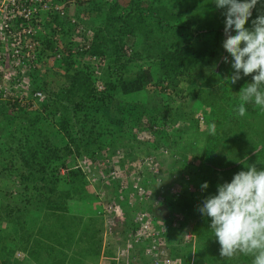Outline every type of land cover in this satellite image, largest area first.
I'll return each instance as SVG.
<instances>
[{"label":"rangeland","instance_id":"374dc122","mask_svg":"<svg viewBox=\"0 0 264 264\" xmlns=\"http://www.w3.org/2000/svg\"><path fill=\"white\" fill-rule=\"evenodd\" d=\"M105 1L108 0H101V2ZM129 2L130 0H119L118 13L124 15L128 10H131ZM211 2L215 3L214 0H199V2L192 4V7L196 6L190 12L188 20H184L179 18L177 6L180 4H178V0H171L168 6L172 8L176 15L171 17L167 15L173 21L164 26L165 30L172 32L176 27L184 25L185 21L186 23H189L187 21H195L192 26L195 27V30L199 27L198 31L201 33L205 29V23L207 25L216 24L221 29L225 25V16L219 14L223 12V9H217L215 4L212 7L213 3ZM97 5L99 4L96 0H90L88 3L80 5L79 9L71 5L69 12L72 15L75 14V11H78L83 18H95L98 11L94 9ZM104 9L106 11L110 10L109 7ZM262 9H264V0H259L253 9L252 21L260 14ZM145 13V16H147V12ZM252 21L246 23L247 28H252ZM185 26L192 27L190 24ZM220 29L215 28V30ZM215 30L213 32L209 30L208 32H212V34L208 33L202 36L204 39L202 41L203 45H214L213 47L217 52L216 56L208 55L206 57L202 68L205 71L211 68H216L215 70H217L219 67H223L225 64L224 57L229 56L223 48V41L226 38L224 28L220 30L223 34L222 39H216V42L213 40L216 37ZM92 34V31L87 33L89 37H92ZM126 46L129 49L131 44ZM147 49L146 53L141 54V50L138 56L133 55L132 58L145 68H149L154 76V81L147 86V91L149 92L146 94H152L150 89H158L160 91L164 89L165 94L169 96L168 100H166L168 106H164L163 103L160 104L159 97L155 100L158 101L157 104L152 100L151 103L155 105L152 106L151 111L149 109V113L142 115L137 125L125 129L135 136L137 141L134 144L126 142L117 147L109 146L98 150L93 155L91 152H84L81 156L74 154L75 158L72 160L70 170L59 166L60 172L56 173L59 174L58 177H53L50 174L44 175L41 172L39 174L37 170V173L35 172L34 175L29 174V178L23 182V179H20L19 176L11 174L9 169L5 172L0 171V220L11 222V224L5 225L6 228L0 235V264H14L13 253L18 252L17 249L23 251V248L26 249V259H29L31 264H115L114 253L118 246H123V241L117 237L116 233L120 231L124 222L127 225L126 229H128V226H132L135 208L127 203L131 189H124L122 195L120 193L122 190L120 188L117 189L116 182L111 185L104 182L102 172L112 170L113 166L125 174L137 168H134V164H139L141 166L137 168L138 171L141 173L143 170L145 174H149L148 169L153 161H159L162 170L159 176L151 175L152 173L147 175L152 179V182L149 183L150 186L147 190L150 192L146 206L147 204L153 203L155 205V203H158L154 213L157 214L158 211H161V214L168 216V212L176 210V213L184 214L188 219L180 230L171 233L172 240L170 242L172 248L175 247L176 249L174 253L171 251L172 248L169 251L172 254V264H252L253 257L243 254H238L231 259L221 257V246L210 229V218L203 216L201 213L196 218L194 216L188 217L185 214L186 207L180 202L186 203L187 200H192L196 192L204 190L201 186L206 182L205 172L207 169L221 173L222 178H225L222 183L230 182L239 171L248 170L250 162L258 163L256 158L260 160V169H264V153L250 161L249 159L245 160V157H243L250 150H252L251 155L258 151L264 152V110L253 105L257 110L253 115L237 116L240 119L243 118V122L231 124L228 130L229 133L225 135V138L229 137L230 141H234L238 145L232 146L230 153L222 154L221 151H226L227 148L219 147L217 137L213 136L214 142L212 144H209V140H207L209 138H207V134H209L208 126L210 124L207 115L214 116L215 120L220 118L223 120L221 116L224 115L223 110H226L234 116V113L221 103L223 101L226 104L229 102L228 100L232 97L229 94L230 91H216L228 97H223L220 94L215 99L214 93L211 94L207 89L206 91L200 90L206 88L204 76L209 75L207 72L200 73L199 70L201 68H196L190 73L184 74L180 78L182 83L179 86H174L173 88L168 83V86L164 85L167 86L166 89L158 87L157 81L165 76L166 69L162 67L160 59L151 55L148 52L150 50ZM129 55L131 56V54ZM90 58L94 61L95 74L101 75V69L105 64L104 58L97 59L95 56H90ZM227 63L231 64V57ZM54 64L53 61L46 60L41 63L38 73L33 77L34 82L32 81V83L34 86L37 87L40 84L43 90L46 89L48 91H50L49 88L57 89L59 78L55 77L53 73L59 66L56 67ZM51 69L53 70L50 71ZM189 78H191V82L188 81ZM242 78L237 81L238 85ZM245 80V84L250 83L252 76H246ZM164 82L167 83V81ZM193 82H196L197 86L194 89H190V85H193ZM103 85V83H98L97 86L101 90ZM244 85L242 86L244 87ZM235 90L237 91L238 89ZM45 93L47 98H49V94ZM58 95L55 94L56 97L52 96V99L59 103L60 110H62L63 105L71 106L72 103L68 104V101L64 100V95ZM235 95H238L235 99L240 103V92L235 93ZM205 99L212 100V104L208 102L211 106H207L208 103H204ZM43 105L44 103H37L35 105H25V107L19 106L15 110H8L6 106L1 108L8 110L7 113L11 112L15 116L11 117V119L5 117V115L0 117V137L6 138L3 132L12 130L17 137L24 138L25 141L26 139L29 140L34 147L38 144V138H35V136L42 135L44 132V136L51 133L50 136L52 142L56 144L55 146H62L65 142H70L71 139L63 138V132L60 134L54 133L61 129L62 124L65 122L63 119L65 114H61V111L57 113L54 110L55 114L48 116L46 114V106ZM104 110L109 119L114 121L123 120L122 113L117 112L116 109ZM35 111L39 112V114L42 112V117L40 115V120L36 125L37 129L26 128L29 125V120L25 116L26 113L34 115ZM150 112L157 116L155 123L159 127L161 125V131L166 129L167 133L171 134L170 137L163 139L159 146L156 139L158 130L157 132H149L147 130L148 125L151 123ZM234 117L236 120L237 117ZM162 118H167V125L159 124V121L163 123ZM246 118L247 120H244ZM72 125L75 138H78L82 125L77 121H73ZM219 126L221 127V124ZM27 133L29 135H26ZM222 136H224V133ZM71 144L75 146V143ZM43 148V146L39 147V151L42 153L45 152ZM114 154H116V157L126 154L128 158L123 163L114 162L112 158ZM16 160L20 162L19 158ZM12 161L14 160H10L8 166L13 164ZM0 164L4 165L2 162ZM229 168L238 169L231 172L232 170L229 171ZM152 169L155 170L154 168ZM71 170L77 171L79 176H72L69 173ZM207 182L209 189L211 187L209 178ZM167 196L169 199L168 203L166 201ZM83 197L86 199L85 208L93 217L89 218V220L87 219V221L82 220L83 223H75L76 220L69 214V210L72 209L70 202L77 203L82 201L80 198L83 199ZM113 202L120 204L122 212L127 213L125 220H122L123 214L119 217L113 215L115 212L110 207ZM165 205L168 207L167 209L163 207ZM78 208L83 210V206H78ZM150 211L152 212L151 209ZM70 220L72 223H70ZM199 221L202 222V233L208 238L206 239V244L204 243L205 245H198L195 228ZM84 225L86 227L80 229ZM81 233H83V237L78 238L75 236ZM12 245L16 247L14 252ZM91 248L96 250L100 248V254L96 256L91 251ZM143 249L144 247L140 246L139 254L142 253ZM198 254H200L199 258L197 257ZM18 255L20 256L21 254L18 253ZM145 259L147 260L148 256ZM145 259L144 255H139L138 260L131 261L132 264H142Z\"/></svg>","mask_w":264,"mask_h":264},{"label":"trees","instance_id":"16d2710c","mask_svg":"<svg viewBox=\"0 0 264 264\" xmlns=\"http://www.w3.org/2000/svg\"><path fill=\"white\" fill-rule=\"evenodd\" d=\"M88 1L90 0L78 1L74 6L79 9L80 5L88 3ZM96 1L99 5L94 9L98 11L95 18H83L78 11H75V14L70 16L67 13L70 11L71 5L67 7L68 12L64 16L58 14L54 17V22L61 27L60 40L64 45V52L71 51L74 48L77 49V52H71L72 54L65 55L62 59L54 61V65L59 67L55 69L56 71L53 75L59 78V84L57 89L49 88L50 91L44 89V91L49 94V98H47L43 106H46V114L48 116L55 114L54 110H56L57 113L61 111V114H65L63 115L65 122L62 124L61 129L54 133L60 134L63 132V138H69L71 141L65 142L62 146H55L56 144L52 142L50 136L51 133L44 136L43 132V136L33 135L35 138H38V144L35 145L34 148L29 140L26 139L25 141L24 138L17 137L14 131H5L3 135L6 138L0 137V162L4 163V165L0 164V171L5 172L9 169L11 174L19 176L20 179H23V182L29 178V174L34 175L35 172L37 173V170L38 173L41 172L44 175L50 174L53 177H58L59 174L56 173L60 172L59 166L66 170H70L75 155L81 156L84 152H91L93 155L100 149L109 146L117 147L126 142L134 144L135 141H137L135 136L125 129L137 125L142 115L149 113L148 110L150 109L151 111L152 106L158 103V101H155L156 98L159 97L160 104L163 103L164 106H168L166 100H168L169 96L165 94L166 92L164 89L161 91L158 89H150L152 94H146L149 92L147 91V86L154 81V76L149 68H145L132 58L133 55L138 56L141 50V54L146 53V48L150 50L148 52L151 55L160 59L162 67L166 69L165 76L157 81L158 87L166 89L168 83L171 84L173 88L174 86H179L182 83L180 78L183 77L184 74L190 73L196 68H201V70H199L200 73L203 74L207 72L209 75L204 76L206 88L200 90L206 91L207 89L211 94L214 93L215 99H217L220 94L223 95V97L226 96L221 92L230 91L229 94L232 96L231 99L233 102L230 99L227 104L225 101L221 103L222 105H226L234 113V116H238L236 108L239 103L235 99L238 95H235V93L240 92L243 88L242 85H244L246 81L245 77L240 80L239 85L237 82L230 84L227 76H231L234 69L231 64H226V62L223 67H219L217 70H215L216 68H211L208 71L202 70L206 57L208 55H217L213 47L214 45H203L202 41L204 39L202 36L208 33L212 34L215 28L220 29L219 26H216V24L207 25L205 23V29L201 33L198 31L199 27L195 30V27L192 26L195 21H187L189 23L185 21L184 25L176 27L172 32L166 31L164 26L173 21L170 20L168 16L171 17L176 15V13L172 11V8L168 6L171 0H161V2H159L160 0H130L129 8L131 10H128L124 15L118 13L120 7L118 3L119 0H108L105 2H101V0ZM195 2H199V0H178V4H180L177 6L180 15L179 18L188 20L190 12L196 6L194 5L192 7V4ZM214 4L215 3L212 4V7ZM105 7H109L111 11H106L104 9ZM145 12H147V16H145ZM219 14L222 15V13ZM250 21H252V17L249 18L248 23ZM186 24H190L192 27L185 26ZM222 28H225V25H223ZM209 30L212 32H208ZM220 30H215L216 37L213 39L215 42L217 41L216 39L221 40L223 37ZM88 31L93 32L92 37L87 35ZM52 34H56L55 29H53ZM45 42L47 48L54 49V41L52 39H47ZM127 44H131L129 48L131 50L130 52L126 46ZM43 53L44 52H42L41 56H43ZM129 54H131V56ZM90 56H95L97 59L104 58L103 61L105 64L101 69V75L95 74L94 61ZM52 70L53 69L50 71ZM190 80L191 78H189L188 81ZM164 81H167V83ZM98 83L104 84L103 89L100 90L98 88ZM192 84L193 85H190V89H194V87L197 86L196 82ZM37 88L43 89L40 84L37 85ZM235 89L238 90L236 91ZM220 90L221 92H216ZM55 94H59L58 96L64 95V100L68 101V104L72 103L71 106L63 105L62 110H60L59 103L52 99V96H55ZM152 100L155 104L151 103ZM208 102L212 104L211 99H205L204 103L207 104ZM211 104L208 103L207 106H211ZM253 105L254 104L246 105L247 113L245 116L249 114L253 115V113L257 111L256 107L254 108ZM111 108L122 113L123 120L119 119L118 121H114L109 119L104 109L110 110ZM8 110L0 108V117L5 115V117L11 119V117L15 116L11 112L7 113ZM223 111L224 115L221 116L223 120L221 118L215 120L216 118L210 114L207 115V118L210 123L215 121L218 132L214 137H217V144L219 147L223 146L227 148L226 151H221L222 154H225L231 152L232 146L238 145L235 144L234 141H230L228 136V138H225V135L229 133V126L233 123H242L243 118L240 119L237 117L235 120V117L229 114V112L226 110ZM40 115L42 117V112L39 114V112L35 111L34 115L27 112L25 116L29 120V125H27L26 128L30 127L35 129L37 122L40 120ZM156 119L157 116L151 113V123L148 125L147 130L149 132H157L158 130L156 139L159 146L160 142L166 137H170L171 134L167 133L165 128H163L165 130L161 131V125L159 127L157 126L158 124L155 123ZM244 120H247V118ZM73 121H77L82 125V130L79 131L78 138H75L72 125ZM162 121L163 123L159 121V124H163V126L167 125V118H162ZM220 124L221 127L219 126ZM223 133L224 136H222ZM26 135L29 134L27 133ZM207 138L209 144L214 142L213 135L209 136V134H207ZM224 138L225 140L227 139V141H225ZM71 143H75V146ZM40 146L44 147V153L39 151ZM251 153L252 150L244 154L243 157H245V160L249 159L250 161L255 159L264 152L258 151L252 155ZM17 158L20 159V162H17ZM256 159L258 163L250 162L249 165L254 164L260 169V160L258 158ZM10 160L14 161H12L13 164L11 163V166H8ZM237 169L238 168H235L233 170L229 168L228 170L234 172L237 171ZM69 173L74 177L79 176L77 171L71 170ZM208 178L211 184L209 189L207 188L202 192H196L192 200H187L186 203L180 202L186 207L185 214L188 217L194 216L196 218L199 216L200 212L198 208L203 203L204 198L215 194L218 185L222 184L225 179L222 178V174L218 171L207 169L205 172V181H207ZM75 180H73V182H75ZM76 182L78 183L77 180ZM80 200L82 201L77 203L70 202L72 209L70 208L69 214L76 220L75 223H83L82 220L87 221V219L89 220V218L93 217L85 208V197H83V199L80 198ZM168 200L167 196V203ZM78 206H83V210H79ZM163 207L165 209L168 208L166 205ZM165 217L168 219V216L165 215ZM70 223H72L71 220ZM201 223L202 222L199 221L195 228V233H197L198 237V245L206 244V239H208L205 234L202 233L203 228H201ZM85 227L84 225L80 229ZM82 234L83 233L80 235ZM80 235L75 236L78 238L84 236ZM175 250V247L172 248V253H174ZM91 251L93 254H96V256L100 254V248L97 250L91 248ZM199 256L200 254H198L197 257L199 258Z\"/></svg>","mask_w":264,"mask_h":264},{"label":"built area","instance_id":"2783aa9c","mask_svg":"<svg viewBox=\"0 0 264 264\" xmlns=\"http://www.w3.org/2000/svg\"><path fill=\"white\" fill-rule=\"evenodd\" d=\"M78 1L81 0H0V108L6 106L15 110L19 106L46 102L45 91L35 89L32 80L43 61L54 62L77 52L75 48L64 52L60 40L61 27L54 22V17L58 14L64 16L68 12L67 7L76 5ZM67 14L71 16L70 12ZM53 29L55 35L52 34ZM47 39L54 41V49L47 48ZM123 157L112 156L118 163ZM153 162L151 167L148 165V172L159 176L162 170L160 162ZM139 166L134 164V168ZM137 168L123 174L112 166V170L102 172L104 182L108 185L116 182L122 195L124 189H131L128 199H125L135 208L132 226L126 229L124 222L116 233L123 246H118L114 253L115 264H132L131 260H138L139 255H144V259L148 256L142 264H172L169 252L172 248L171 233L180 230L188 219L176 210L169 213L166 219L161 211L154 213L158 203L146 206L150 192L147 190L152 179ZM110 207L115 212L113 215L119 217L123 214L122 220H125L127 213L122 212L120 204L113 202ZM140 246L144 247L141 254Z\"/></svg>","mask_w":264,"mask_h":264},{"label":"clouds","instance_id":"9594fccd","mask_svg":"<svg viewBox=\"0 0 264 264\" xmlns=\"http://www.w3.org/2000/svg\"><path fill=\"white\" fill-rule=\"evenodd\" d=\"M214 2L217 9H223L222 15L225 16L223 48L231 57L234 69L228 76L229 83L252 76L251 82L240 90L236 112L244 117L247 104L264 110V9L249 29L246 23L259 0ZM229 56L224 57L225 62L229 61ZM208 132L216 135L214 121L209 124ZM123 155L119 163L126 162L128 157ZM201 187L206 190L208 182ZM198 210L211 220L210 229L221 246V257L231 259L243 254L253 257L252 264H264V169L253 164L248 170L239 171L230 182L219 184L215 194L205 197Z\"/></svg>","mask_w":264,"mask_h":264},{"label":"crops","instance_id":"0c3cea01","mask_svg":"<svg viewBox=\"0 0 264 264\" xmlns=\"http://www.w3.org/2000/svg\"><path fill=\"white\" fill-rule=\"evenodd\" d=\"M0 224H1L0 225V235H2L1 232H3V230L6 228L5 225H9V224H11V222L10 221L0 220ZM13 248H14L13 249V252H14V250L16 249V247L13 246ZM24 249L25 248L22 249L23 251L17 249L18 252L13 253V258H14V262H15L14 264H31L30 260L29 259H26L27 251H26V249L24 251ZM8 253H9V251H8ZM18 253H20L21 255L19 256ZM22 254H24V256H22Z\"/></svg>","mask_w":264,"mask_h":264}]
</instances>
